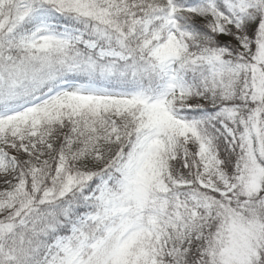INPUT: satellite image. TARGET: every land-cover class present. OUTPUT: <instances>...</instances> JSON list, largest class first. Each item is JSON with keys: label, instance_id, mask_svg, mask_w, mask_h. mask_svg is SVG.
<instances>
[{"label": "snow or ice", "instance_id": "1", "mask_svg": "<svg viewBox=\"0 0 264 264\" xmlns=\"http://www.w3.org/2000/svg\"><path fill=\"white\" fill-rule=\"evenodd\" d=\"M0 264H264V0H0Z\"/></svg>", "mask_w": 264, "mask_h": 264}]
</instances>
